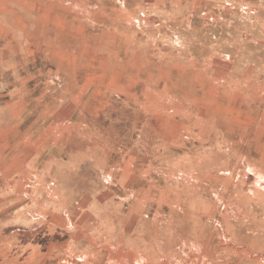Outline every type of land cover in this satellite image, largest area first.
Returning <instances> with one entry per match:
<instances>
[{
    "label": "rangeland",
    "instance_id": "obj_1",
    "mask_svg": "<svg viewBox=\"0 0 264 264\" xmlns=\"http://www.w3.org/2000/svg\"><path fill=\"white\" fill-rule=\"evenodd\" d=\"M0 264H264V0H0Z\"/></svg>",
    "mask_w": 264,
    "mask_h": 264
}]
</instances>
